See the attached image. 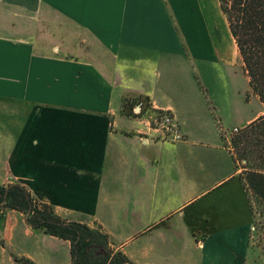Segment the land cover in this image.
I'll return each instance as SVG.
<instances>
[{"label": "crops", "instance_id": "obj_1", "mask_svg": "<svg viewBox=\"0 0 264 264\" xmlns=\"http://www.w3.org/2000/svg\"><path fill=\"white\" fill-rule=\"evenodd\" d=\"M0 7L57 29L52 43L23 18L0 33V185L22 183L63 218L101 228L135 264H264L242 170L216 120L243 130L264 104L247 101V75L246 87L235 82L244 68L220 0ZM128 98L171 112L185 139H159L140 105L122 112ZM3 224L0 264H72L70 242L24 215Z\"/></svg>", "mask_w": 264, "mask_h": 264}, {"label": "trees", "instance_id": "obj_2", "mask_svg": "<svg viewBox=\"0 0 264 264\" xmlns=\"http://www.w3.org/2000/svg\"><path fill=\"white\" fill-rule=\"evenodd\" d=\"M220 2L251 89L264 104V0ZM126 102L127 99L123 109ZM147 108L141 105L138 116L145 117ZM127 114L135 116V113ZM232 145L234 160L242 169L241 178L249 195L255 228L258 215L264 220V116L236 135ZM11 212L24 215L35 231L70 242L72 264H135L123 251L112 246L109 235L101 228L63 218L52 205L41 201L17 181L0 185V223H5ZM261 224L264 234V221ZM0 246L5 247L6 242L0 240ZM14 259L18 264H35L25 257L14 256Z\"/></svg>", "mask_w": 264, "mask_h": 264}, {"label": "rangeland", "instance_id": "obj_3", "mask_svg": "<svg viewBox=\"0 0 264 264\" xmlns=\"http://www.w3.org/2000/svg\"><path fill=\"white\" fill-rule=\"evenodd\" d=\"M24 13L25 12L21 11L20 9L0 7V33H1V31L5 30V29H3L4 27H7V26L9 27V25L12 24L13 20H17V21H14V23H18V19L20 20L23 18L24 26H28L31 31L38 32L39 30H42L44 38H45V34H46V38H48L51 43L57 42V29L50 27V24H47L45 26V23L43 22V20H41L39 18L37 13L30 12L31 15H29V18H27V16ZM25 16H26V18H24ZM53 19H54V17H53ZM55 20L57 21V19H55ZM18 24H20V23H18ZM46 28H48V30ZM244 74H245L244 70H242V68L238 67L235 82L237 83V85L239 87H246L247 86L246 78H245L246 74L245 75ZM230 79H231V77H230ZM224 80H229V77L226 76V78ZM235 88H236V86H235ZM249 88L251 89L250 84H249ZM235 91H236V89H235ZM251 94L253 96L257 97L251 89V93L250 92L247 93V101L250 100ZM137 103L138 102H134L132 99L128 98L127 102L125 103V107H124V109H122V111L124 110V112H126V113L131 112L132 114H134V113H136L134 110L135 106H138V105L141 106L142 105V107L144 109L147 107H150L153 111V112H150L149 109L147 108L145 110L146 111L145 117L149 118L151 116H156L157 114L159 115V113H158L159 111L154 110L151 107V104L149 103L148 100H144L140 104H137ZM135 104H137V105H135ZM131 107H133L132 111H131ZM251 112L254 114H257L259 112V106L257 103H254V105L252 106ZM216 120H217V125H218L219 129L223 133H225L224 135H226V138H225L226 139V145L228 147H230V149L233 153V145H232L233 138L236 135L240 134L242 130H240L239 133L235 134L233 132L234 131L233 127L225 129L226 127H224L223 123H221V121H219V119H216ZM162 136H163V134L160 133L157 137L161 138ZM12 213L13 212H11L9 214L7 220L9 219V217L11 216ZM263 221L264 220L260 217V215H258L257 223H256L257 226L253 229V238H252L253 254L262 262H264V234H263L262 229H261L262 228L261 222H263ZM6 223H7V221L5 222V224ZM1 225H4V224L0 223V226Z\"/></svg>", "mask_w": 264, "mask_h": 264}, {"label": "built area", "instance_id": "obj_4", "mask_svg": "<svg viewBox=\"0 0 264 264\" xmlns=\"http://www.w3.org/2000/svg\"><path fill=\"white\" fill-rule=\"evenodd\" d=\"M141 107H138L140 113ZM151 125V133L157 136L162 133L163 136L159 139L164 141L180 142L185 139L182 129L171 112H159V115L151 116L148 118ZM235 134L239 133V129H234Z\"/></svg>", "mask_w": 264, "mask_h": 264}]
</instances>
